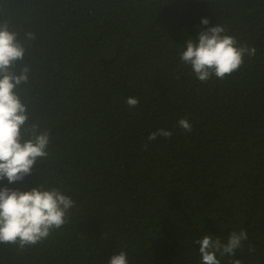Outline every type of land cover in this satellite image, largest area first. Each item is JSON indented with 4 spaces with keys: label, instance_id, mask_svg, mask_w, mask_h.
<instances>
[{
    "label": "trees",
    "instance_id": "16d2710c",
    "mask_svg": "<svg viewBox=\"0 0 264 264\" xmlns=\"http://www.w3.org/2000/svg\"><path fill=\"white\" fill-rule=\"evenodd\" d=\"M5 19L21 41L36 35L19 94L50 145L0 187H58L75 206L43 242L0 244V264H108L120 251L129 264H201L196 240L241 229L220 264H264V0H0ZM216 24L256 54L203 83L179 54ZM158 129L172 137L148 141Z\"/></svg>",
    "mask_w": 264,
    "mask_h": 264
},
{
    "label": "clouds",
    "instance_id": "9594fccd",
    "mask_svg": "<svg viewBox=\"0 0 264 264\" xmlns=\"http://www.w3.org/2000/svg\"><path fill=\"white\" fill-rule=\"evenodd\" d=\"M201 24L208 25L209 20L203 18ZM19 35L8 20H0V181L6 179L8 184L31 175L37 161L49 156L50 145V133L41 131L38 123L30 122L29 105L22 102L19 94L21 85L29 82L31 73L30 64L24 63L27 42L35 40L36 35L27 32L24 41ZM255 54V47L241 44L227 34L225 27L216 24L200 31L197 38L188 39L185 50L179 55L183 64L191 66L195 77L207 83L213 76L224 79L238 71L245 57ZM125 103L134 108L139 99L128 97ZM178 125L185 132L192 131L187 118H181ZM157 136L170 139L172 131L158 129L147 140L154 141ZM74 206L75 201L58 187L46 188L41 183L26 191L0 187V244L24 249L43 242L68 223ZM247 239L248 233L243 229L232 231L226 243L218 237L205 235L195 241L199 245L201 264H220L218 255L221 258L234 256ZM108 264H129L127 253L120 251L111 256ZM232 264L242 262L237 259Z\"/></svg>",
    "mask_w": 264,
    "mask_h": 264
}]
</instances>
